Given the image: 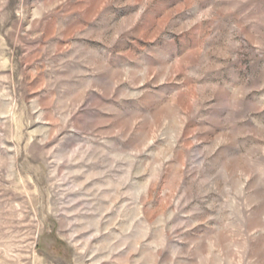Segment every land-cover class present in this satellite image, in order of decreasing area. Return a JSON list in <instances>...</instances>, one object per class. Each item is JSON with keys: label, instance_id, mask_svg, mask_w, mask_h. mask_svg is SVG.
I'll use <instances>...</instances> for the list:
<instances>
[{"label": "rangeland", "instance_id": "rangeland-1", "mask_svg": "<svg viewBox=\"0 0 264 264\" xmlns=\"http://www.w3.org/2000/svg\"><path fill=\"white\" fill-rule=\"evenodd\" d=\"M0 264H264V0H0Z\"/></svg>", "mask_w": 264, "mask_h": 264}]
</instances>
